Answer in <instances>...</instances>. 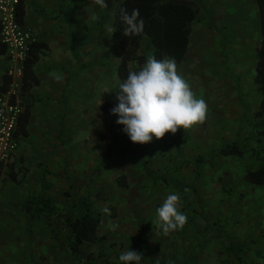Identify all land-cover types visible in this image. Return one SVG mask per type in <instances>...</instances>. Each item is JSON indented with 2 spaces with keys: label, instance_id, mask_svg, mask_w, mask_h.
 <instances>
[{
  "label": "rangeland",
  "instance_id": "374dc122",
  "mask_svg": "<svg viewBox=\"0 0 264 264\" xmlns=\"http://www.w3.org/2000/svg\"><path fill=\"white\" fill-rule=\"evenodd\" d=\"M202 6L188 54L177 65L178 74L195 98L207 104L205 120L189 129L180 128L147 144L133 143L112 110L104 113L99 108L103 91L118 89L121 83L119 60L110 51L109 40L102 48L93 41L98 53L82 56L80 68L90 70H80L81 86L89 84V89L79 102V115L62 118L71 123L72 131H64L61 142L56 137L64 150V163L55 175L56 185L49 183L50 189L56 187L49 192L55 197L53 205L57 209L52 228L69 248L68 219L81 215L82 210L71 207V200L63 193L66 190L94 204L102 217L100 233L107 238L84 245L74 264H86L89 255L95 256L97 264H120L119 255L133 249L138 223L146 220L147 225H156V209L171 192L180 196V210L187 222L183 230L167 235L169 244L158 248L161 263L168 255L181 257L185 250L178 242L195 235L202 238V243L208 238V252L213 249L214 253H223L220 249L224 240L218 235L225 231L239 233L254 207L264 212V186H255L244 178L248 167L264 161V135L260 133L264 117L256 116L261 95L254 81L256 49L261 43L258 3L219 0L217 7L207 8L210 4L204 1ZM109 28L113 31L112 24ZM143 44L141 52L150 55V40H143ZM138 67L131 64L133 70ZM235 142L246 150L242 157L219 154L220 149ZM260 222L263 225H258L255 246L264 263V218ZM160 236L166 238L162 233ZM240 245L243 249L237 254L242 256L236 260L247 264L252 255H247V245ZM199 247L193 241L188 250ZM68 250L63 253L69 260ZM198 251L203 253V249ZM210 259L213 262L208 264L218 263L216 257ZM236 260L232 263L224 259L223 264H237Z\"/></svg>",
  "mask_w": 264,
  "mask_h": 264
},
{
  "label": "crops",
  "instance_id": "0c3cea01",
  "mask_svg": "<svg viewBox=\"0 0 264 264\" xmlns=\"http://www.w3.org/2000/svg\"><path fill=\"white\" fill-rule=\"evenodd\" d=\"M121 1L106 0L107 8L99 9L94 5L90 6L91 0H24L25 16L21 23L25 28L32 29L38 41L44 43L46 47L42 49L40 58L33 68L39 78V84L33 86L28 93L22 94L24 111L25 104L31 107L28 134L17 137L19 146L16 152L8 163L0 165V264H74V259H78L71 250L69 236L67 239L69 248L64 247L55 236L52 228L53 217L49 220L46 214L38 216L24 209L23 204L28 198L40 199L44 196L52 198L55 204V197L49 192L56 191L55 175L64 163V150L56 141V137L61 142L64 131H72L71 123L62 118L64 115H79V102L86 95V89H89V84L81 86L80 70H90L88 69L90 67L80 68L82 56L89 58L93 51L97 54L94 42L96 47L102 48L105 46V40H109L108 47L111 51L112 31L109 27L113 25L115 11ZM194 1L200 5L196 23L203 10V1L206 5L210 4L207 8H214L218 6L219 0ZM92 14L95 15L94 20L90 18ZM80 29L85 32L86 40L82 46L73 48L74 34ZM143 40L149 41L150 38L144 36L142 46ZM8 67L9 61L5 53L0 56V86L9 80ZM101 103L102 96L100 105ZM32 131L36 134V139H33ZM23 143L26 146L23 147ZM12 172L17 175V182L13 180ZM49 183L55 185L50 189ZM63 193L72 202L70 196L74 194L66 190ZM73 208L81 210L80 207ZM247 214L249 218L245 227L240 228L239 233H236L237 231L229 233L237 244L247 245L245 247L247 255H252L247 264H264L256 253L258 249L255 246L260 229L258 225H263L260 222L264 218L263 209L259 208L256 211L254 207ZM138 224L133 238V249L138 245L135 239L140 233V226L144 227L148 245L142 255V264H208L213 262L209 257L217 258L218 263L214 264H223L224 259L233 263L242 256L228 250L225 238H221L224 240L223 249H220L223 253H219V250L214 253L213 249L212 252H208L206 243L208 238L205 237L202 243V238L199 239L195 235L190 239L182 238V243L178 242L185 250L181 257L168 255L161 263L162 253H158L157 250L170 243L169 237H159L162 232L158 231V226L147 225L146 220ZM193 241L200 244V247L188 250L189 243ZM66 248L69 249V255L71 254L69 260L64 257L63 252ZM200 249H203V253H199ZM236 262L241 264L240 260Z\"/></svg>",
  "mask_w": 264,
  "mask_h": 264
},
{
  "label": "trees",
  "instance_id": "16d2710c",
  "mask_svg": "<svg viewBox=\"0 0 264 264\" xmlns=\"http://www.w3.org/2000/svg\"><path fill=\"white\" fill-rule=\"evenodd\" d=\"M257 2L260 11L261 43L256 49L257 66L254 81L256 91L261 95V100L256 116L264 117V0H257ZM122 8L127 9L129 13L133 9H139L140 18L145 23L141 34L133 36H124L122 34L124 29V24L120 18V10ZM199 13L200 5L194 0H122L115 11L111 41L112 53L119 60L117 72L121 82L126 80L129 72L139 70L149 56H154L158 60L170 58L175 60L176 65L182 64L188 51L193 25ZM24 16L25 4L24 0H20L17 7V17L20 22H22ZM144 36L150 38L152 45V53L150 55L141 53ZM86 37L82 29L75 33L73 48L82 46ZM45 47L46 45L39 41L30 47L24 63L23 94L28 93L33 86L38 85L40 82L33 68L40 58L42 49ZM5 53H7L6 46L0 43V56ZM133 63L138 64L139 67L134 70L131 69V64ZM8 87L9 80L7 79L0 86V94L5 92ZM118 90L119 88L103 93L100 105L102 111L109 112L119 103L115 97V93ZM30 108L29 104H25V111L20 117L16 137L28 134L27 126L31 117ZM260 133L264 135V128L260 130ZM245 153L246 150L236 142L219 151V154L225 157H242ZM106 155L109 156L110 153L107 152ZM12 178L17 182V175L14 172H12ZM244 178L255 186H264V162L257 167H248ZM70 198L72 199L73 207H80L82 210L80 216L68 219V226L71 230L69 243L74 256L79 258L81 248L84 245L102 241L107 238V235L100 233L102 218L96 211L94 204L85 196L76 197L71 195ZM23 207L38 216L46 214L49 220L57 212L52 198H46L45 196L40 199L28 198ZM218 237L226 239L228 250L237 252L243 249L227 231L220 233ZM135 242L138 245L133 250L143 255L148 248L143 226H140V233L136 236ZM86 264H97L95 256L89 255ZM105 264L110 263L106 262Z\"/></svg>",
  "mask_w": 264,
  "mask_h": 264
},
{
  "label": "clouds",
  "instance_id": "9594fccd",
  "mask_svg": "<svg viewBox=\"0 0 264 264\" xmlns=\"http://www.w3.org/2000/svg\"><path fill=\"white\" fill-rule=\"evenodd\" d=\"M106 9V0H91L90 6ZM95 19V15L90 16ZM124 24L123 35L133 36L143 32L145 23L140 18L139 9L131 13L120 10ZM110 31V29H109ZM105 91H108L105 89ZM117 106L112 114L117 123L123 125L124 133L136 144H147L153 139H161L166 133L175 134L205 120L207 104L197 99L186 80L178 74L174 59H156L149 56L137 71L129 72L126 80L119 84L115 93ZM158 231L167 236L182 230L187 222L186 215L180 210V196L171 192L156 209ZM120 264H142V254L132 249L119 255Z\"/></svg>",
  "mask_w": 264,
  "mask_h": 264
},
{
  "label": "built area",
  "instance_id": "2783aa9c",
  "mask_svg": "<svg viewBox=\"0 0 264 264\" xmlns=\"http://www.w3.org/2000/svg\"><path fill=\"white\" fill-rule=\"evenodd\" d=\"M19 3L20 0H0V43L6 46L9 61V87L0 94V165L8 163L19 146L16 131L24 112V63L31 45L38 41L36 33L18 19Z\"/></svg>",
  "mask_w": 264,
  "mask_h": 264
}]
</instances>
